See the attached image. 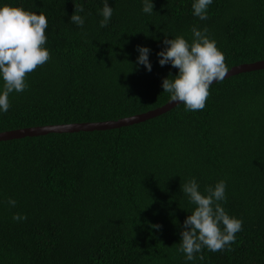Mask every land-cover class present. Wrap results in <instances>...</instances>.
<instances>
[{
    "label": "trees",
    "instance_id": "trees-1",
    "mask_svg": "<svg viewBox=\"0 0 264 264\" xmlns=\"http://www.w3.org/2000/svg\"><path fill=\"white\" fill-rule=\"evenodd\" d=\"M108 2L113 17L101 28L104 0H0L46 15L50 51L27 74L28 88L10 94L0 133L164 107L162 80L178 69L161 67L157 53L165 39L191 43L193 25L207 27L228 71L264 61V0H214L203 21L193 0H153L152 15L142 0ZM74 13L86 18L83 28L70 22ZM138 46L152 50L150 73L136 64ZM209 91L195 112L181 104L119 129L1 142L0 264H264V70ZM193 177L202 193L225 180L222 206L243 227L230 248L186 262L177 248L195 205L181 189Z\"/></svg>",
    "mask_w": 264,
    "mask_h": 264
},
{
    "label": "clouds",
    "instance_id": "clouds-1",
    "mask_svg": "<svg viewBox=\"0 0 264 264\" xmlns=\"http://www.w3.org/2000/svg\"><path fill=\"white\" fill-rule=\"evenodd\" d=\"M214 0H193L192 14L199 20L209 18V6ZM142 12L154 13L153 0H142ZM83 13L84 8L80 7ZM114 9L104 0L99 14L102 16L100 27H107L113 17ZM85 17L73 14L70 22L83 28ZM48 19L44 13L36 14L23 7L10 5L0 6V114L7 113L10 108L9 96L13 92L20 93L28 88L27 74L50 59V51L45 47ZM191 43L184 36H177L163 41L164 47L157 53L161 67L170 65L178 69L175 76L169 75L162 80L163 93H168L171 102L182 103L186 111L203 110L210 95L213 82L222 81L228 74L225 57L218 49L216 41L210 39L207 27L200 29L193 25L190 29ZM151 49L138 46L136 64L147 72L152 71L150 62ZM171 77V78H170ZM195 177L187 180L181 191L188 197V202L195 205L192 212L183 222L181 241L177 251L183 253L186 262L203 260V250L210 252L223 251L235 242L237 232L242 231L243 220L230 216L222 206L226 203L227 182L220 180L214 186L209 185L204 193ZM206 193V194H205ZM8 204L15 207L17 201L9 199ZM13 220H26L27 216L14 214ZM151 227L157 231L160 224Z\"/></svg>",
    "mask_w": 264,
    "mask_h": 264
},
{
    "label": "water",
    "instance_id": "water-1",
    "mask_svg": "<svg viewBox=\"0 0 264 264\" xmlns=\"http://www.w3.org/2000/svg\"><path fill=\"white\" fill-rule=\"evenodd\" d=\"M262 70H264V61L253 63V64L241 65V66L235 67L232 70L228 71V74L222 81L232 78L234 76L240 75V74L255 72V71H262ZM216 83L218 82L214 81L213 85ZM181 104L182 103L178 104L177 102L170 101L167 105H165L162 108L156 109L154 111H151L145 114L122 119L119 121H109V122H101V123L69 124V125H50V126L27 128V129H20V130L4 132V133H0V143L6 142V141L21 140V139H25L28 137L46 136L50 134H72V133H80V132L108 131V130H113V129H119L122 127L133 126V125L147 122L161 115H164Z\"/></svg>",
    "mask_w": 264,
    "mask_h": 264
}]
</instances>
